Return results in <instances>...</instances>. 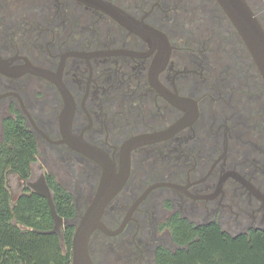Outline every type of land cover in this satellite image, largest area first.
Returning a JSON list of instances; mask_svg holds the SVG:
<instances>
[{
  "label": "flooded vegetation",
  "instance_id": "obj_1",
  "mask_svg": "<svg viewBox=\"0 0 264 264\" xmlns=\"http://www.w3.org/2000/svg\"><path fill=\"white\" fill-rule=\"evenodd\" d=\"M246 1L264 28V0ZM11 118L43 154L27 185L80 189L69 220L107 168L126 175L95 264H167L176 220L264 236V77L217 0H0V126Z\"/></svg>",
  "mask_w": 264,
  "mask_h": 264
},
{
  "label": "trees",
  "instance_id": "obj_2",
  "mask_svg": "<svg viewBox=\"0 0 264 264\" xmlns=\"http://www.w3.org/2000/svg\"><path fill=\"white\" fill-rule=\"evenodd\" d=\"M39 143L21 119L4 123L0 142V264H72L74 225L61 234L47 232L54 219L47 198L26 187L16 197L8 187V174L27 180L37 160ZM54 204L64 218L76 213L74 194L51 174ZM175 242L184 246L165 251L167 264H264V236H233L217 223L195 227L187 221L172 224Z\"/></svg>",
  "mask_w": 264,
  "mask_h": 264
},
{
  "label": "water",
  "instance_id": "obj_3",
  "mask_svg": "<svg viewBox=\"0 0 264 264\" xmlns=\"http://www.w3.org/2000/svg\"><path fill=\"white\" fill-rule=\"evenodd\" d=\"M223 8L243 40L264 77V28L246 0H217ZM126 175L116 179V175L107 168L100 187L85 213L78 221L65 219L58 214L50 186L44 178L37 184H28L34 191L45 196L49 202L54 227L47 232L61 234L62 227L75 224L76 229L72 240V264H95L90 254V238L92 233L101 228L106 229L102 222L105 207L120 190Z\"/></svg>",
  "mask_w": 264,
  "mask_h": 264
},
{
  "label": "rangeland",
  "instance_id": "obj_4",
  "mask_svg": "<svg viewBox=\"0 0 264 264\" xmlns=\"http://www.w3.org/2000/svg\"><path fill=\"white\" fill-rule=\"evenodd\" d=\"M2 139H3V128L0 126V142L2 141ZM32 165L34 167L32 180H35L46 170V167H44V162H43V154L38 153L37 160ZM59 173L64 180L67 181L66 178H68V181L70 182L69 178L71 177V175L69 174V171L67 169H61ZM8 187L13 197H16L18 194H20L26 187H29L31 190H34L30 186H28L24 180L20 179V177L14 172H10L8 174ZM72 191L75 194L81 192L80 189H76L74 187L72 188ZM63 230L64 227H62L61 233L63 232Z\"/></svg>",
  "mask_w": 264,
  "mask_h": 264
}]
</instances>
